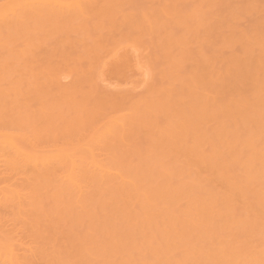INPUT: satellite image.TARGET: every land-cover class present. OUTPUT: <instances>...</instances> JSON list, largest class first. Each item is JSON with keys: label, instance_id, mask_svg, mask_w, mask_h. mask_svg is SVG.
Here are the masks:
<instances>
[{"label": "bare ground", "instance_id": "bare-ground-1", "mask_svg": "<svg viewBox=\"0 0 264 264\" xmlns=\"http://www.w3.org/2000/svg\"><path fill=\"white\" fill-rule=\"evenodd\" d=\"M0 264H264V0H0Z\"/></svg>", "mask_w": 264, "mask_h": 264}, {"label": "rangeland", "instance_id": "rangeland-1", "mask_svg": "<svg viewBox=\"0 0 264 264\" xmlns=\"http://www.w3.org/2000/svg\"><path fill=\"white\" fill-rule=\"evenodd\" d=\"M145 42L147 43L148 41L145 40ZM143 57L145 58L146 57V54H143ZM138 73H139L138 71H130L126 75H127V77L132 78L131 76H136ZM142 91H143V89H139V90H137L136 93H141ZM141 143L144 144V140H142Z\"/></svg>", "mask_w": 264, "mask_h": 264}]
</instances>
